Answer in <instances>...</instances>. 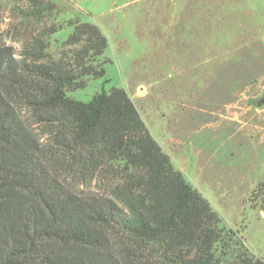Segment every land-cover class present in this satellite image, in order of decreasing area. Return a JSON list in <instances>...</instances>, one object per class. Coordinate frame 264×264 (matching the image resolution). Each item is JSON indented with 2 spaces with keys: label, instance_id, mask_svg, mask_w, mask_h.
Instances as JSON below:
<instances>
[{
  "label": "trees",
  "instance_id": "16d2710c",
  "mask_svg": "<svg viewBox=\"0 0 264 264\" xmlns=\"http://www.w3.org/2000/svg\"><path fill=\"white\" fill-rule=\"evenodd\" d=\"M67 42L83 44L59 59L37 34L19 54L0 44V264H264L124 88L67 94L104 75L109 41L86 21Z\"/></svg>",
  "mask_w": 264,
  "mask_h": 264
},
{
  "label": "rangeland",
  "instance_id": "374dc122",
  "mask_svg": "<svg viewBox=\"0 0 264 264\" xmlns=\"http://www.w3.org/2000/svg\"><path fill=\"white\" fill-rule=\"evenodd\" d=\"M86 21L109 41L93 62L104 75L67 94L124 88L175 167L264 259V0H0V44L19 54L37 34L59 59L82 46L67 39Z\"/></svg>",
  "mask_w": 264,
  "mask_h": 264
},
{
  "label": "water",
  "instance_id": "95a60500",
  "mask_svg": "<svg viewBox=\"0 0 264 264\" xmlns=\"http://www.w3.org/2000/svg\"><path fill=\"white\" fill-rule=\"evenodd\" d=\"M259 103H264V96L259 99Z\"/></svg>",
  "mask_w": 264,
  "mask_h": 264
}]
</instances>
